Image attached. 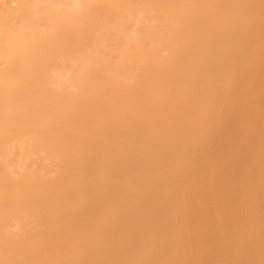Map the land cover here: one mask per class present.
Wrapping results in <instances>:
<instances>
[{"label": "bare ground", "instance_id": "1", "mask_svg": "<svg viewBox=\"0 0 264 264\" xmlns=\"http://www.w3.org/2000/svg\"><path fill=\"white\" fill-rule=\"evenodd\" d=\"M0 264H264V0H0Z\"/></svg>", "mask_w": 264, "mask_h": 264}, {"label": "rangeland", "instance_id": "2", "mask_svg": "<svg viewBox=\"0 0 264 264\" xmlns=\"http://www.w3.org/2000/svg\"><path fill=\"white\" fill-rule=\"evenodd\" d=\"M10 8L12 10H15V8H17L16 3H11L9 4ZM6 17H9L6 16ZM10 23L11 26H13L14 23H16L17 21H15V16L13 15L12 17H10ZM12 20V21H11ZM17 27L13 28V31H16ZM167 54L166 53H162L161 56L165 57ZM57 80L62 83V84H67L66 82V76L63 75L60 78H57ZM36 155L35 154H31L28 158H14L9 162V171L10 174L12 176H20L24 173H29V172H39L45 176H54V172L53 169L50 167V165L46 162V161H42V162H37V164H33L35 163L36 160ZM5 231L8 234H17L20 231V228H17L16 226H10L8 228H5Z\"/></svg>", "mask_w": 264, "mask_h": 264}]
</instances>
